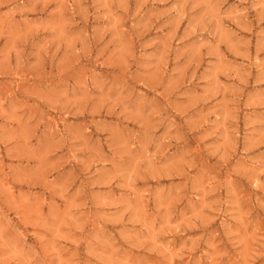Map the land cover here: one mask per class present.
I'll list each match as a JSON object with an SVG mask.
<instances>
[{"label":"rangeland","instance_id":"374dc122","mask_svg":"<svg viewBox=\"0 0 264 264\" xmlns=\"http://www.w3.org/2000/svg\"><path fill=\"white\" fill-rule=\"evenodd\" d=\"M0 264H264V0H0Z\"/></svg>","mask_w":264,"mask_h":264}]
</instances>
